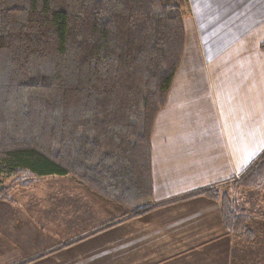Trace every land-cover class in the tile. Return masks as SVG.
Wrapping results in <instances>:
<instances>
[{
  "label": "crops",
  "instance_id": "obj_1",
  "mask_svg": "<svg viewBox=\"0 0 264 264\" xmlns=\"http://www.w3.org/2000/svg\"><path fill=\"white\" fill-rule=\"evenodd\" d=\"M184 48L150 138L148 208L69 177L0 201V264H246L202 192L264 155V0H191ZM38 185V186H37Z\"/></svg>",
  "mask_w": 264,
  "mask_h": 264
},
{
  "label": "trees",
  "instance_id": "obj_2",
  "mask_svg": "<svg viewBox=\"0 0 264 264\" xmlns=\"http://www.w3.org/2000/svg\"><path fill=\"white\" fill-rule=\"evenodd\" d=\"M186 7L0 0V178L12 179L0 181V201L59 176L133 213L148 208L150 138L183 54ZM234 187L264 192V155ZM202 195L219 203L226 231L250 244V215L212 189Z\"/></svg>",
  "mask_w": 264,
  "mask_h": 264
},
{
  "label": "rangeland",
  "instance_id": "obj_3",
  "mask_svg": "<svg viewBox=\"0 0 264 264\" xmlns=\"http://www.w3.org/2000/svg\"><path fill=\"white\" fill-rule=\"evenodd\" d=\"M187 10L184 17L190 19L192 17V11H194L193 2L187 0ZM184 19V18H183ZM241 177L237 180L212 189L217 192L219 196H225L229 200L234 201L237 209L243 210L248 215H250L251 222L248 227L253 232V240L248 244L249 254L247 255L246 264H264V192L250 191L242 188H235V182L239 181ZM38 179L35 180L34 184ZM0 181L3 185L8 186L11 184L12 179L8 177H1ZM32 185V186H33ZM38 186V185H37ZM19 187H14L10 194L9 199L18 200ZM235 241H237L238 248L245 247V244L236 237L234 234Z\"/></svg>",
  "mask_w": 264,
  "mask_h": 264
}]
</instances>
